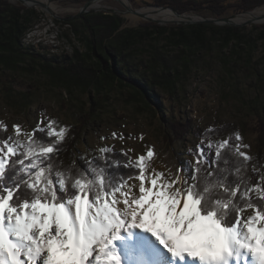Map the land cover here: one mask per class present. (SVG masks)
I'll return each mask as SVG.
<instances>
[{
  "label": "snow or ice",
  "instance_id": "obj_1",
  "mask_svg": "<svg viewBox=\"0 0 264 264\" xmlns=\"http://www.w3.org/2000/svg\"><path fill=\"white\" fill-rule=\"evenodd\" d=\"M221 131L173 172L150 146L65 164L66 126L0 122V264H264V163Z\"/></svg>",
  "mask_w": 264,
  "mask_h": 264
},
{
  "label": "rangeland",
  "instance_id": "obj_2",
  "mask_svg": "<svg viewBox=\"0 0 264 264\" xmlns=\"http://www.w3.org/2000/svg\"><path fill=\"white\" fill-rule=\"evenodd\" d=\"M49 1L57 7L55 10H58L59 16L66 17L75 14L87 0ZM191 1L200 5L199 10L186 13L217 16L207 6L206 0ZM217 1V9H224L222 16L240 13L237 8L241 0ZM11 4L25 7L20 3ZM99 4L123 9L114 0H103ZM132 4L134 7L151 5L144 0H136ZM262 5L264 1L252 9ZM29 9L34 11V21L21 39V44L23 47H32L34 60L25 57L11 68L0 65V122L9 129L18 123L30 130L41 119L43 112L45 117L56 120L59 126H66L69 133L81 124V117L90 113L91 117L87 118L75 145L76 155L90 159L98 155V147L109 146L113 147L116 155L120 154L121 149H132L128 155L135 157L146 153L150 146L155 153L152 167L175 172L178 163L192 160L187 151L200 142V134L206 128L226 127L228 131L224 135H214L213 139L239 132L243 143L250 146L245 151L252 156L259 154L264 160L263 151L257 147V133L254 131L257 119L264 118V45L261 41L252 50L250 61L247 60L249 52L245 47L237 48V52L227 49L226 53L233 57L227 66L213 61L209 71L199 68L175 89L168 88L164 83L153 84L149 72L145 80L150 94L144 100L136 98L135 90L124 84L109 83L99 89L83 90L78 86L64 87L51 82L40 63L54 57H73L75 50L79 60H82L84 47L67 24L55 22L52 15L38 7ZM122 17L125 20L122 27L136 29L143 23H149L141 18L132 22L128 16ZM263 25L264 22H256L245 27L253 31V26L260 28ZM134 35L133 40L124 46L120 44L121 40L115 41L121 48L120 56H125L121 63L131 74H136V55H141L138 50L145 52V55H141L145 58H148L152 45L168 54L175 52L162 38L156 41L146 37L136 46ZM84 60L86 64L90 63L88 58ZM93 100L97 104H93ZM170 120L189 122V131L182 139L173 140L172 135L164 137ZM113 133H116L117 138H113ZM121 134L123 139L119 138ZM178 154H182L181 161L177 160Z\"/></svg>",
  "mask_w": 264,
  "mask_h": 264
},
{
  "label": "trees",
  "instance_id": "obj_3",
  "mask_svg": "<svg viewBox=\"0 0 264 264\" xmlns=\"http://www.w3.org/2000/svg\"><path fill=\"white\" fill-rule=\"evenodd\" d=\"M136 1V0H130ZM152 5H168L176 11L183 13L190 10H199L200 5L191 0H144ZM238 11H248L261 4L264 0H241ZM217 0H206L207 6L217 16H222L224 9H217ZM34 21V11L22 6H16L7 0H0V65L16 67L25 57L34 60L32 47H23L21 39L31 28ZM57 23L67 24L73 35L84 47L83 59L79 60L77 50L73 57L63 56L60 59L51 58L50 61L40 63L43 71L49 76L51 82L62 86H78L83 90L90 88L99 89L105 84L115 83L128 85L136 92V98L144 99L150 93L147 91V74L151 73L153 84L164 83L168 88L175 89L177 85L187 81L195 71L202 68L209 71L213 61L221 62L227 66L233 59L228 51L245 47L249 53L247 60L250 61L252 50L257 42L264 45V25L253 26L257 33L253 34L245 26L213 25V24H188V25H159L154 22L143 23L134 28L122 27L124 18L116 14H105L103 12L84 13L78 18L70 21ZM136 34V46L144 38L153 40L165 39L166 43L175 49L168 54L167 51L152 45L148 58L141 55L145 52L138 50L141 57L136 55V74H131L129 69L122 65L125 56H120L121 48L116 40H121L123 46L133 40ZM120 42V41H119ZM164 45H167V44ZM138 49V48H137ZM237 52V51H235ZM74 58L76 60H74ZM88 58L90 63H85ZM79 60V61H78ZM146 75V76H145ZM93 104H97L93 100ZM93 110V109H92ZM90 113L80 118V125L72 128L61 145L66 151L61 152L60 159L65 164H70L77 159L75 145L80 137L83 125L87 123ZM189 122L170 120L167 122V132L164 137L173 136L171 139H182L189 131ZM228 130L222 127L220 135ZM257 133V147L264 153V118H258L254 127ZM119 156V155H117ZM261 163L259 154L254 155ZM123 159V157H119ZM121 171H126L121 169Z\"/></svg>",
  "mask_w": 264,
  "mask_h": 264
},
{
  "label": "water",
  "instance_id": "obj_4",
  "mask_svg": "<svg viewBox=\"0 0 264 264\" xmlns=\"http://www.w3.org/2000/svg\"><path fill=\"white\" fill-rule=\"evenodd\" d=\"M101 1H103V0H87L81 7H79L77 9V12L75 14L69 15L66 17L59 16L55 9L50 8V6L48 5V3L50 1L48 3H43V2H40L37 0H29L31 5H24L25 2L23 0H20V3L23 6L28 7V8L29 7H40L41 9L46 10L47 13L52 15L55 19L60 20V21L74 20L84 13L103 12L105 14H116V15H119L121 17L124 13L125 14H133V15L140 17L141 19H143L145 21L154 22V23H157L159 25H168V24L188 25V24L202 23V24H213V25H220V26L221 25H233V26L243 27V26H247V25H250L252 23L258 22V19H247V20L242 21V22H236L235 21L236 17H238L239 15H241L245 12H248V11L236 13V14L231 15V16L205 17V16H201V15H197V14H189L186 12L180 13L168 5H152V4L149 5V6H157L161 9H164V10L169 9L177 17L176 20L164 21L161 19L150 18L143 13H138L136 10H134L130 7H126L125 10H123V11H120L116 8H110V7H105V6H101V5H99V7H97V8L91 7L92 3H99Z\"/></svg>",
  "mask_w": 264,
  "mask_h": 264
},
{
  "label": "bare ground",
  "instance_id": "obj_5",
  "mask_svg": "<svg viewBox=\"0 0 264 264\" xmlns=\"http://www.w3.org/2000/svg\"><path fill=\"white\" fill-rule=\"evenodd\" d=\"M23 1L25 2L24 5H31L29 0H23ZM37 1H40L43 3L49 2L48 0H37ZM114 1H116L119 5H121L123 7V9L116 8L120 11L125 10L126 7H130L132 9L136 10L138 13H143L150 18L161 19L164 21H171V20L177 19L176 15L169 9L164 10V9H161L157 6L134 7L132 2L129 0H114ZM10 2L15 4V3H20V0H10ZM48 5L52 9H57V7L50 2L48 3ZM99 5H100L99 3H92L91 7L97 8V7H99ZM38 8L41 9L40 7H38ZM41 10H43V9H41ZM43 11L47 12L46 10H43ZM123 15L128 16L132 22H135L140 18V17L133 15V14H125L124 13ZM247 19H258V22H264V5L256 7V8H254L248 12H245V13L239 15L238 17H236L235 21L236 22H242V21H245Z\"/></svg>",
  "mask_w": 264,
  "mask_h": 264
}]
</instances>
